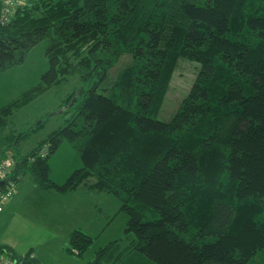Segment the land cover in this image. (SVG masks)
I'll return each mask as SVG.
<instances>
[{
  "label": "trees",
  "instance_id": "16d2710c",
  "mask_svg": "<svg viewBox=\"0 0 264 264\" xmlns=\"http://www.w3.org/2000/svg\"><path fill=\"white\" fill-rule=\"evenodd\" d=\"M41 40L48 69L0 106V160L16 158L18 183L29 174L47 190L117 195L134 237L85 264H251L264 249V0H24L0 23V73ZM186 63L194 80L160 115ZM73 68L92 82L83 99L21 153L30 134L7 132L9 117ZM65 140L82 165L58 181L50 158ZM91 243L76 228L66 250L83 256ZM3 253L43 264L7 244Z\"/></svg>",
  "mask_w": 264,
  "mask_h": 264
},
{
  "label": "rangeland",
  "instance_id": "374dc122",
  "mask_svg": "<svg viewBox=\"0 0 264 264\" xmlns=\"http://www.w3.org/2000/svg\"><path fill=\"white\" fill-rule=\"evenodd\" d=\"M46 43V40L39 41L31 48L22 63L0 73V106L19 96L25 89L36 83L42 73L48 69L49 59L46 55ZM194 77V65L191 63L183 64L175 72L160 115L166 116L177 107L181 98L190 88ZM65 80L53 85L37 99L16 110L9 117L10 124L7 132L30 134L20 141L19 151L21 153L30 151L40 140L47 138L52 131L64 125L75 106L83 99V89L92 83L80 79V73L76 68L70 70ZM69 109L71 110L68 112ZM50 162L52 177L58 181H63L75 167L82 165L74 144L68 140L63 141L58 150L51 155ZM21 190L24 192V196L22 200L16 201V205L25 211L28 208L31 212L34 211V206L39 208V205L43 207L45 204H47V210H50L58 203L54 197L69 196L67 194L50 197L49 194H54L55 191L50 193V191L41 189L30 176H25L19 181L14 188L13 197H17ZM78 190L84 196L87 195L88 198L85 196V200H91L96 207V217L92 210L91 216L84 220L85 224L82 226L83 230L85 229L92 236V243L84 254L87 262L93 259L99 247L106 245L111 240L123 237L124 244H127L134 237L133 233L126 232L129 214L120 209L121 201L117 195L111 191L91 190L92 192H86L81 186H78ZM79 191L69 194H72L71 197L74 198L80 194ZM30 227V225L25 226L26 229ZM251 264H264V249L253 257Z\"/></svg>",
  "mask_w": 264,
  "mask_h": 264
},
{
  "label": "crops",
  "instance_id": "0c3cea01",
  "mask_svg": "<svg viewBox=\"0 0 264 264\" xmlns=\"http://www.w3.org/2000/svg\"><path fill=\"white\" fill-rule=\"evenodd\" d=\"M25 176L30 175L26 174L22 179ZM82 188L86 192H92ZM41 189L44 188L41 187ZM45 190L50 193L55 191ZM76 191H79L78 187L67 193L55 191L54 194H49L50 197L67 194L69 196L54 197L59 204L55 202L56 204L50 210H47V204H45L43 207L39 205V208L34 206V211L31 212L28 208L25 211L16 205V201L22 200L24 196L21 190L20 194L11 198L0 211V244L11 246L19 255L32 252L34 257L43 264H85L87 261L84 255L68 253L66 247L69 245L70 233L76 228L83 229L84 220L91 216L92 210L96 217V207L91 200L86 201L88 196L85 195V197L80 191V194L74 197L76 200L71 197L72 194L69 193ZM26 225L31 227L26 229Z\"/></svg>",
  "mask_w": 264,
  "mask_h": 264
},
{
  "label": "built area",
  "instance_id": "2783aa9c",
  "mask_svg": "<svg viewBox=\"0 0 264 264\" xmlns=\"http://www.w3.org/2000/svg\"><path fill=\"white\" fill-rule=\"evenodd\" d=\"M24 0H1L0 5V23L7 24L15 16L18 7ZM17 161L10 153L0 160V211L4 209L6 203L13 197L14 188L18 181L10 176ZM33 256V253L31 254ZM0 264H23L22 260H18L8 254H0Z\"/></svg>",
  "mask_w": 264,
  "mask_h": 264
},
{
  "label": "water",
  "instance_id": "95a60500",
  "mask_svg": "<svg viewBox=\"0 0 264 264\" xmlns=\"http://www.w3.org/2000/svg\"><path fill=\"white\" fill-rule=\"evenodd\" d=\"M0 184H1V182H0Z\"/></svg>",
  "mask_w": 264,
  "mask_h": 264
}]
</instances>
